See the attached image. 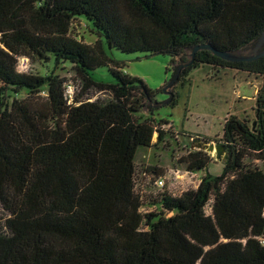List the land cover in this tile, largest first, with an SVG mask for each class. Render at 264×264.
Wrapping results in <instances>:
<instances>
[{"label": "trees", "instance_id": "trees-1", "mask_svg": "<svg viewBox=\"0 0 264 264\" xmlns=\"http://www.w3.org/2000/svg\"><path fill=\"white\" fill-rule=\"evenodd\" d=\"M78 17L99 34L94 44L72 36ZM263 32L264 0H0V88L33 93L0 108V204L8 212L0 264H264V171L246 163L264 160V56L228 61L202 49L181 69L177 84L209 64L255 74L262 85L252 121L225 118L221 173L179 196L153 197L134 179L138 148L152 147L157 131L164 136L153 117L156 91L109 53L170 54L173 76L193 45L244 49ZM19 56L73 64L82 92L69 98L66 78L54 72H20ZM104 65L117 82L92 76ZM175 85L168 104L177 101ZM44 86L47 95L37 97ZM90 89L109 99L83 100ZM182 161L200 171L212 158L201 148Z\"/></svg>", "mask_w": 264, "mask_h": 264}, {"label": "rangeland", "instance_id": "rangeland-1", "mask_svg": "<svg viewBox=\"0 0 264 264\" xmlns=\"http://www.w3.org/2000/svg\"><path fill=\"white\" fill-rule=\"evenodd\" d=\"M71 34L85 44H94L98 38L97 31L84 17L73 19ZM109 53L116 59L125 63L123 70L130 76L143 78L147 85L156 91L154 116L158 127L164 130V136L158 139V132L154 133L152 147L141 146L136 155V187L143 195L159 194L161 189L157 187L154 180L158 177H166L165 189L174 194L181 195L188 188L194 189L198 186L204 175H219L225 165L228 155L227 149L221 159L217 158L216 150L207 151L212 161L200 171L194 172L192 176L186 174V163L182 161L189 151L201 149L200 142L223 143L222 134L225 118L230 114H236L240 118L248 116L252 121L255 117L253 109L256 103L255 90L261 87L254 75L241 72V70L217 71L209 64H202L200 67L191 70L182 81L174 86L177 93V101L168 104L166 101L169 95L164 89L166 83L172 78L174 65L170 64V54H151L147 51H123L118 48H110ZM191 50L188 49L187 57ZM30 59L29 69L26 72L35 74L55 73L66 78L65 89L69 98L79 95L82 92V83L73 68V64L62 61L55 63L54 60H42L36 57ZM181 62H179L180 64ZM178 64V61L175 65ZM110 65L96 67L91 70L92 76L98 81L117 82L110 70ZM168 67H172L167 70ZM1 87V83H0ZM162 87V90H160ZM47 87L44 86L36 96L45 97ZM31 93L29 90L20 92L11 89L1 90L0 108L10 105L14 98L24 99ZM83 100H106L109 94L90 89L86 92ZM151 108V107H150ZM145 117L151 116L149 108L143 109ZM164 122V123H163ZM227 146H230L226 144ZM251 167H258L264 171V160L248 157L246 159ZM0 204V230L4 229V223L8 212ZM207 214L211 213V206L208 205Z\"/></svg>", "mask_w": 264, "mask_h": 264}, {"label": "water", "instance_id": "water-1", "mask_svg": "<svg viewBox=\"0 0 264 264\" xmlns=\"http://www.w3.org/2000/svg\"><path fill=\"white\" fill-rule=\"evenodd\" d=\"M191 50V53L189 54V60L188 61H181L177 69L175 70L172 78L170 81L167 83L165 86V93L169 95V98L166 102L170 101L173 94L171 91H169V88L172 87V85H175L176 82L180 78V73L181 69H183L184 66L190 65L194 58L195 54L199 50L202 49H210L214 54L228 60V61H248L252 60L255 58H259L261 56H264V32L261 34V36L255 40L253 43L249 44L246 48L244 49H238V50H233V51H226V50H219L210 45V43H202V44H197L193 45L189 48ZM254 125V123H253ZM199 146L201 148H207V151H213L214 149L216 150V155L217 158L221 159L227 150V145L223 143H217L214 144L213 142H210L209 144L207 142H200Z\"/></svg>", "mask_w": 264, "mask_h": 264}, {"label": "built area", "instance_id": "built-area-1", "mask_svg": "<svg viewBox=\"0 0 264 264\" xmlns=\"http://www.w3.org/2000/svg\"><path fill=\"white\" fill-rule=\"evenodd\" d=\"M29 65H30V59H29V57L28 56H19L18 57V65H17V69L20 71V72H26L28 69H29ZM194 172H196V171H191L190 169H187V171L185 172L186 174H189V176H190V174L193 176L195 173ZM137 174V173H136ZM136 179H137V176H135V179H134V181H135V187H136ZM166 180H167V178L166 177H158L157 179H155L154 180V183H155V185L157 186V187H159L160 189H161V191L159 192V194L157 193V194H150V195H143V196H153V197H155V196H158V195H161L162 194V192H164V191H167V192H169L168 190H166L165 189V183H166ZM199 185V184H198ZM189 189V188H188ZM136 190H137V187H136ZM141 193V192H140ZM169 193H171V192H169ZM141 194H143V193H141ZM172 194V193H171ZM174 195V194H173ZM175 197V196H174ZM154 209H156V207L155 206H146V207H144L142 210L143 211H152V210H154ZM264 215V214H263ZM260 239V241L264 244V237H260L259 238Z\"/></svg>", "mask_w": 264, "mask_h": 264}, {"label": "crops", "instance_id": "crops-1", "mask_svg": "<svg viewBox=\"0 0 264 264\" xmlns=\"http://www.w3.org/2000/svg\"><path fill=\"white\" fill-rule=\"evenodd\" d=\"M232 70H238V69H232ZM241 72H242V71H241ZM244 73H246V72H244ZM248 74H249V73H248ZM249 75H254V77H255L259 82H262V78H261V77H258V76L255 75V74H249ZM257 90H258V89L255 90V95H253V96H251V97H253V98L256 97Z\"/></svg>", "mask_w": 264, "mask_h": 264}]
</instances>
